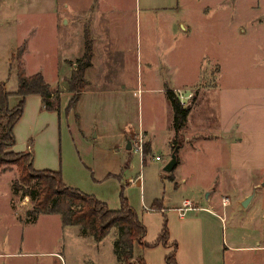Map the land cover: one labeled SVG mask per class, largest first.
Returning a JSON list of instances; mask_svg holds the SVG:
<instances>
[{
    "label": "rangeland",
    "instance_id": "obj_1",
    "mask_svg": "<svg viewBox=\"0 0 264 264\" xmlns=\"http://www.w3.org/2000/svg\"><path fill=\"white\" fill-rule=\"evenodd\" d=\"M73 2L0 0V81L12 92L17 86V64L26 75L40 73L49 85L59 81L56 87H49L51 101L69 126L67 143L45 157L38 155L37 169L56 161L67 185L94 195L114 210L120 207L122 192L140 215L143 203L150 207L158 199L169 206L192 197L203 184L224 175L226 158L221 141H202L194 150L191 146L196 140L213 139L211 131L216 135L225 131L235 115L242 117L246 129L264 132V0H180L176 12L151 14L139 13L131 6L132 0H125L124 12L101 20L111 32L113 49L105 66L98 60L86 73L90 87L75 108L74 103L69 104L75 98L69 80L77 63L67 60L78 56L80 36L88 21L70 19ZM99 22L93 25L104 27ZM106 80L117 81L109 85ZM164 85L192 86L175 90L184 106L193 108L177 138L178 145L172 148L170 141V154L175 151L182 161L178 173L187 175L177 187L165 178L162 162L152 157L165 155L167 138L172 134V109L165 99ZM139 128L148 131L152 140V155L145 165L139 153L133 147L127 150L123 143L125 133L136 132L130 137L131 146L142 134L145 159L149 144ZM179 147L185 149L179 152ZM11 150L5 147L0 166L2 264L11 257L5 252L21 253L18 256L26 264H124L112 251L118 237L115 227L97 245L93 238L77 235L74 227L62 226L55 214L39 215L31 225L23 222L30 220L34 206L24 188L14 189L19 170ZM108 152L114 156L109 157ZM253 204L243 210L246 220H250ZM163 211L166 214L165 208ZM262 213L264 210L258 211L256 231L264 230ZM160 216L156 210L146 218L153 224ZM224 217L216 227L213 247L218 249L220 260L226 252L225 241L231 244L236 225H241L237 222L241 217L237 221L236 217ZM133 250L128 262L135 264L141 250ZM232 261L260 264L264 249L236 253Z\"/></svg>",
    "mask_w": 264,
    "mask_h": 264
},
{
    "label": "crops",
    "instance_id": "obj_2",
    "mask_svg": "<svg viewBox=\"0 0 264 264\" xmlns=\"http://www.w3.org/2000/svg\"><path fill=\"white\" fill-rule=\"evenodd\" d=\"M129 1L131 0H128V2ZM132 1L133 5L131 6L136 11L147 14H151V12H176L180 3V0ZM122 2H125V0H74L73 2L71 8L73 13L70 15V19H81L88 21V23L85 24L86 29L80 36L79 46L77 47L79 48L78 56L66 60H75L76 62L77 60L83 58L86 52V44H88V47L91 49V56L89 59L90 65L84 70L82 75V79L84 80L83 88L76 94L77 96L73 108H75L77 103L80 101L82 94L90 87V82L88 79H86V73L94 67L95 63L99 62L98 60H100V63L103 66H105V61L108 62V58L110 57L111 53L110 51L113 49L112 45L110 44V40L112 39L111 32L108 30L105 24L101 22V20L113 18L116 16L115 14L124 12L123 10L125 7ZM130 7L125 10L128 11ZM99 20L102 24H104V27L101 26V28H98V26L93 25V23L97 24ZM182 24L183 28L188 30V26L183 22ZM179 27L183 30L180 24ZM217 70L218 69L216 68V71ZM112 80H106V82L109 85H113L118 79L114 82H112ZM58 82L54 83L53 85L47 84L51 88L56 87ZM212 85L214 86L215 83L213 82ZM178 87L189 88L192 86L184 85L168 87L167 85H164L163 92L165 99L166 89H171L175 92ZM16 88L12 92H8L10 94V107L15 105L19 99L14 94ZM193 107L196 108V106ZM22 112L23 114L21 118L13 127L15 136V145L13 146V151L15 150L16 152H25L24 150H26V152H30L32 154L31 159L33 160V166L35 169H37L36 163L38 161V155H41V158L45 157L47 153L51 154L55 151L61 150L63 143H67L66 140L69 126L65 124L67 120L61 111L58 112L46 110L43 106L42 98L35 94H30L26 97ZM192 112L193 108H191L188 116H190ZM230 122L231 124L228 127L226 126L225 131L220 130L217 135L214 131H211L213 133V139L207 140L201 138L200 140H196V142L193 143V146H191L194 150H196L198 149V144H200L202 141H221L219 144L222 145L226 158L225 166H223L224 175H222L220 179H218V177L212 178L211 181L203 184V186L199 187L198 191L195 192L192 197L181 198L176 202H172L169 206L162 204L163 208L166 209L165 216L168 219V230L170 233L169 242L175 241L177 243V264H237L232 261V256L234 254L264 249V230H257L259 232L256 231L259 218L258 211L264 210V208L261 210L262 205H264V132H261L258 129H246L243 125V119L241 116L239 117L235 115L234 119H232ZM171 129L172 134L167 138L168 146L165 155H155L160 157V159L157 161L162 162L163 165H165L169 160L168 158L171 149L170 141L172 142V139L170 138L174 135L172 122ZM138 130L145 132V139L149 144L147 147V152H144L145 159L142 164L145 165L147 162V157H151L152 155V140L149 138L148 131L143 128H139ZM135 133L136 132L125 133L123 135V143L127 145L128 141L131 142L130 137ZM94 136H96V134ZM195 137H197V135ZM21 145H24V149L21 148ZM184 147H179V152L180 150H184ZM126 149L131 150V148L128 149L127 147ZM108 156L112 157L114 154L112 155L111 152H108ZM155 156L153 155L152 157L155 158ZM181 162V159L180 161L178 160L177 165L174 167L171 173L164 171L166 173L165 178L169 182H172L176 187L179 181L185 182L187 179V175H183L181 171L178 173L177 168L180 166ZM48 167L45 168L58 170L56 161L52 162V164ZM108 169L110 170L109 173H112L113 168L109 166ZM193 174L194 175L191 174V176H195V172ZM140 181L141 178H138L137 182L140 183L141 187ZM250 194V202L246 207H243L241 205L242 201H244L243 199ZM223 197L228 198V203L225 205L223 204ZM188 199L194 202V204L201 209L188 211L184 217H178L177 208L182 204L183 200ZM252 203H254L256 206L251 208V212L249 214L250 220H246L245 214L247 208H249ZM146 207H149V205L143 203L142 208H144V211L141 212L139 218L142 219L146 229L144 240L147 243H153L159 235L158 233L160 232L163 218L162 216L159 218L157 217L155 222L152 224L150 220L146 218L152 214V211H147ZM238 214L240 215L235 216ZM223 215L227 217L226 220L236 217L237 221V219L241 217V221H237L241 225H236V228L234 229L235 234H233L231 237L232 243L228 244L225 241L224 251L226 252H223L222 259L220 260L218 249L216 250L213 247L215 244V239L217 238L216 227L218 226V222L225 219ZM261 215L264 217V213ZM23 222L26 223L24 220ZM65 227H74V229H76L75 231L77 235L84 236L89 240L93 238L89 234H82L79 226L66 225ZM105 238L100 241H96L94 238L92 240L98 245L101 244ZM171 250L172 249L170 247H164L161 244H157L155 247L142 248L141 255L143 256L146 264H166L164 260L165 255ZM227 251H230L233 254H229ZM1 254L2 253H0V256ZM4 254L10 255L11 257L6 263L3 264H26V261H22V259L18 256V254H21L19 252H5ZM2 261L3 260L1 257L0 264H2ZM259 262L260 264H264V262ZM30 263L33 264V261H30Z\"/></svg>",
    "mask_w": 264,
    "mask_h": 264
},
{
    "label": "trees",
    "instance_id": "obj_3",
    "mask_svg": "<svg viewBox=\"0 0 264 264\" xmlns=\"http://www.w3.org/2000/svg\"><path fill=\"white\" fill-rule=\"evenodd\" d=\"M85 48L86 52L83 58L75 62L77 68L70 76L69 84L75 98L71 99L69 104L75 102L76 94L82 90L84 84L82 75L90 65L91 49L88 44L85 45ZM17 65V88L14 94L19 99L12 107L9 105L10 94L5 88V83L0 81V166L4 162L2 155L5 154V147L11 148L10 155L19 170V178L15 181L14 189L24 188L26 190L25 196L29 197L34 206L31 210L30 220L27 219L25 222L31 224L35 222L39 215L56 214L59 216L62 226H79L82 234H89L96 241L104 239L108 236L110 229L115 227L118 237L113 242V251L117 260L123 261L124 264H133L129 263L128 259L133 256L134 247L142 251V248L155 247L157 244H161L172 249L165 255V263L177 264V243L175 241L169 242L168 219L160 200L154 201L148 211H160L163 218L162 226L157 239L153 243H147L144 240L146 229L143 221L127 202V198L123 196L122 192L119 195L120 207L115 210L110 209L107 204L94 195L67 185L62 179L60 171L48 168L35 169L30 152L13 151L15 145L13 127L23 114L25 99L28 95L40 96L46 110L56 111L51 101L52 91L41 74L26 75L23 67L20 64ZM165 92L167 102L172 109L174 131L172 148H174L178 145L176 143L177 138L185 128L191 107H184L173 90L166 89ZM70 107L71 105H68L67 110ZM144 152H147V150ZM134 263L146 264L141 253L135 258Z\"/></svg>",
    "mask_w": 264,
    "mask_h": 264
},
{
    "label": "built area",
    "instance_id": "obj_4",
    "mask_svg": "<svg viewBox=\"0 0 264 264\" xmlns=\"http://www.w3.org/2000/svg\"><path fill=\"white\" fill-rule=\"evenodd\" d=\"M189 97H190V95H189ZM179 100H180V98H179ZM180 103L184 106V104H183V102L181 100H180ZM143 142H144L143 136H142V134H139V136L137 138V141L134 143V145H132L134 150L137 151L139 153V155L141 156L142 163L144 161V156L142 155ZM154 159L159 160L160 158H159V156H155ZM222 200H223V204L224 205L228 203L227 199H222ZM199 209H201V208H198L194 204V202L190 201L189 199L188 200H183L181 206H179L177 208V215H178V217H184L188 213V211L199 210ZM146 210L148 211L149 207H146Z\"/></svg>",
    "mask_w": 264,
    "mask_h": 264
},
{
    "label": "water",
    "instance_id": "obj_5",
    "mask_svg": "<svg viewBox=\"0 0 264 264\" xmlns=\"http://www.w3.org/2000/svg\"><path fill=\"white\" fill-rule=\"evenodd\" d=\"M126 147L128 149H130L132 147L130 141L127 142ZM170 155H171L170 160L163 166V171H165L167 173H171V171H173L174 167L178 163L176 152L172 151ZM250 198H251V194L243 199L244 201H242L241 205L243 207H246L248 205V203L250 202Z\"/></svg>",
    "mask_w": 264,
    "mask_h": 264
}]
</instances>
